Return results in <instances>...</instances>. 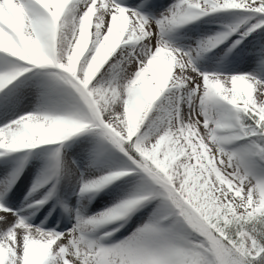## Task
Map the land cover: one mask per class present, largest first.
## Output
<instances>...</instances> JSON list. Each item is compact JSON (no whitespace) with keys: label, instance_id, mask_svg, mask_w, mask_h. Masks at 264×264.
Listing matches in <instances>:
<instances>
[{"label":"snow or ice","instance_id":"snow-or-ice-1","mask_svg":"<svg viewBox=\"0 0 264 264\" xmlns=\"http://www.w3.org/2000/svg\"><path fill=\"white\" fill-rule=\"evenodd\" d=\"M0 264H264V0H0Z\"/></svg>","mask_w":264,"mask_h":264},{"label":"bare ground","instance_id":"bare-ground-1","mask_svg":"<svg viewBox=\"0 0 264 264\" xmlns=\"http://www.w3.org/2000/svg\"><path fill=\"white\" fill-rule=\"evenodd\" d=\"M244 70H247V68L245 67Z\"/></svg>","mask_w":264,"mask_h":264}]
</instances>
